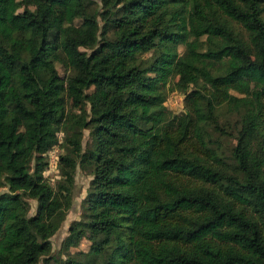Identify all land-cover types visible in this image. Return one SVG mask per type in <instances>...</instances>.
<instances>
[{"label": "trees", "instance_id": "trees-1", "mask_svg": "<svg viewBox=\"0 0 264 264\" xmlns=\"http://www.w3.org/2000/svg\"><path fill=\"white\" fill-rule=\"evenodd\" d=\"M100 1L0 0V264H264V0Z\"/></svg>", "mask_w": 264, "mask_h": 264}, {"label": "rangeland", "instance_id": "rangeland-1", "mask_svg": "<svg viewBox=\"0 0 264 264\" xmlns=\"http://www.w3.org/2000/svg\"><path fill=\"white\" fill-rule=\"evenodd\" d=\"M91 6L93 8H96L100 10L101 8V1L100 0H92ZM81 21L80 18L76 19V22ZM100 24H102V20L100 21ZM238 29L239 26L236 25ZM184 46L180 45L179 50L183 51ZM56 67L60 73L61 76H65L66 73H68L67 70L64 69L62 64L59 62L56 63ZM184 98V94L181 93L179 90L174 89L170 90L168 92L167 96V106L171 108L173 112L179 111L182 108V100ZM219 122L224 126L225 128H232V131L235 130V126L238 124V114L235 110L230 109L227 106H223L219 110ZM234 128V129H233ZM208 131L211 135V137L215 140L214 145H219L218 147L220 150L227 156V161L232 163L233 160L229 156L231 147L235 144L236 140L235 138L230 135L229 133L226 135H221L218 130H214L211 128H208ZM63 141V133L58 134V141L56 144L51 146L48 150L45 151L44 156L46 160V164L43 169V176L48 180L49 183L55 184V182L60 177V169L59 165L57 164L54 166V162L56 158H58L61 154L64 152V146L62 145ZM83 144L86 146V144L89 141V133L88 130L84 131L83 135ZM91 175L87 173L84 169L77 166L76 174H75V183H74V197L72 200V205L67 211V214L65 216L64 221L62 222L61 227L59 230L51 236L52 241V251L57 254V252L60 249L61 241L65 237L68 231L69 224L74 219L81 218L82 215V203L83 198L87 194V189L90 184ZM1 190V189H0ZM31 202V210L32 213L35 209L36 200L33 198H29ZM90 246V241L87 238H83L80 243L77 246H74L71 248L72 251H78V250H87ZM37 264H42L41 262H38Z\"/></svg>", "mask_w": 264, "mask_h": 264}, {"label": "built area", "instance_id": "built-area-1", "mask_svg": "<svg viewBox=\"0 0 264 264\" xmlns=\"http://www.w3.org/2000/svg\"><path fill=\"white\" fill-rule=\"evenodd\" d=\"M59 163V157L56 158L55 162H54V166H56Z\"/></svg>", "mask_w": 264, "mask_h": 264}]
</instances>
